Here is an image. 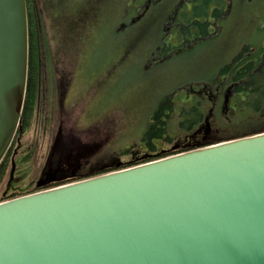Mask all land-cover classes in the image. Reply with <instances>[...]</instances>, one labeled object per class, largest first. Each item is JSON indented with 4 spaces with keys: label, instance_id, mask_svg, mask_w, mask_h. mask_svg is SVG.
I'll list each match as a JSON object with an SVG mask.
<instances>
[{
    "label": "water",
    "instance_id": "95a60500",
    "mask_svg": "<svg viewBox=\"0 0 264 264\" xmlns=\"http://www.w3.org/2000/svg\"><path fill=\"white\" fill-rule=\"evenodd\" d=\"M27 55L25 0H0V161ZM0 264H264V132L2 201Z\"/></svg>",
    "mask_w": 264,
    "mask_h": 264
},
{
    "label": "rangeland",
    "instance_id": "374dc122",
    "mask_svg": "<svg viewBox=\"0 0 264 264\" xmlns=\"http://www.w3.org/2000/svg\"><path fill=\"white\" fill-rule=\"evenodd\" d=\"M77 1L87 0L68 3ZM176 2L162 0L154 5L148 0H90L84 11L95 8L96 22L93 42L90 40L83 47L86 51L83 68L77 71L83 74V80L75 77L66 84L62 76L54 82L59 97L64 87L67 93L61 105L53 102L51 83L42 82L36 92V107L29 127L17 138L20 148L13 156V169L10 170V161L0 192L9 176L23 177L25 186H33L48 160L55 137L61 141L73 137L79 150L88 148L84 159L103 155L106 147L119 150L135 145L147 123L146 117L161 97L180 95L174 96V101L180 103L187 90L180 83L208 78L219 66L230 62L242 47L264 42V0L263 4L260 0H234L219 30L210 33L205 41L183 43L176 48L175 40L171 43L173 35H169L167 46L174 48L157 53L158 32L156 28L153 30L154 23L162 17L164 8L169 9ZM51 45L42 69L44 73L52 72L56 63L60 71L67 67L65 48L58 40ZM73 88L82 91L77 105L71 101ZM66 100L73 105H65ZM193 102L194 99L190 103ZM178 105H174L176 111ZM169 126L171 135L179 132L175 123Z\"/></svg>",
    "mask_w": 264,
    "mask_h": 264
},
{
    "label": "trees",
    "instance_id": "16d2710c",
    "mask_svg": "<svg viewBox=\"0 0 264 264\" xmlns=\"http://www.w3.org/2000/svg\"><path fill=\"white\" fill-rule=\"evenodd\" d=\"M25 1L29 29L30 0ZM159 1L150 4L157 5L162 0ZM227 1L231 2L190 0L179 3L177 0L169 9L164 8L161 12L162 17L156 19L153 28V30L156 28L159 36L155 40L157 53H164L174 47L180 48L183 43L205 41V37L209 36L208 32L212 31L211 24L215 20L216 24L222 23ZM89 4L90 0L82 3L83 9ZM177 6L180 7L176 8ZM174 8L177 11L173 10ZM94 9L92 8L89 13L93 14ZM169 35H173L171 43L175 40L174 47L167 46L169 43L166 38ZM33 66V60L30 59L20 125L9 149L0 161V185L9 169V157L17 145V138L25 134L36 107L37 86ZM215 72L205 79L201 77L180 83V87L187 89H184L186 93L180 99V103L174 101L175 97L179 98L180 95L161 97L154 110L146 117L147 123L139 141H134L135 145L114 150L106 147L107 144L103 155L84 159L83 155L89 150L88 148L79 150L73 142V137L66 138L65 141H61L59 137L55 138L49 158L34 185L25 186L22 183L24 179L20 176L8 177L0 192V200L136 165L161 156L264 132V42L242 47L230 62L222 64ZM192 99L193 104L190 103ZM176 104H179L177 111L174 107ZM170 123H175L178 133L170 134ZM115 140L117 142V139ZM162 141V144L159 143Z\"/></svg>",
    "mask_w": 264,
    "mask_h": 264
},
{
    "label": "flooded vegetation",
    "instance_id": "af4514ba",
    "mask_svg": "<svg viewBox=\"0 0 264 264\" xmlns=\"http://www.w3.org/2000/svg\"><path fill=\"white\" fill-rule=\"evenodd\" d=\"M69 1L70 0H30L28 10V66L30 68V59H32L33 68L35 70L34 80L37 86L36 90L40 89L43 81H45V83L46 81L51 83L53 102H57L58 105L63 103V99L67 93H65L64 87L59 97L54 90V82L62 76L66 78V84L72 83L75 77L81 81L83 80V74H78L77 71L83 68L84 54L86 53L83 47L89 44L90 40L91 43L93 42L96 22L95 15L85 12L82 3L77 1L76 3L70 4L68 3ZM149 1L154 2V0H148V2ZM181 1L189 2L190 0H179V3ZM230 1V3H228V1L226 3L227 10L224 15H226L228 10L230 11L233 6L234 0ZM260 1L261 4H263V0ZM186 5L190 6L189 3H186ZM214 23L211 24L210 28H212V31H209L208 34L219 30L221 24L215 23L214 25ZM57 40L66 50V58L68 59L66 64L67 67L62 70L64 72L62 73V71L57 68L56 63L52 72L44 73L42 69L44 67V62L47 61L49 57L48 50L52 46L51 44H54ZM73 65L74 69H72ZM73 92L74 95L71 101L75 102L77 105L80 99L79 95L82 97V91L78 89L75 91L73 88ZM70 104L73 105V103L66 100L65 105ZM59 107L58 115L61 116L63 115L62 107ZM17 146L20 148V144ZM18 148L13 150L10 161L13 160V156L16 154Z\"/></svg>",
    "mask_w": 264,
    "mask_h": 264
}]
</instances>
